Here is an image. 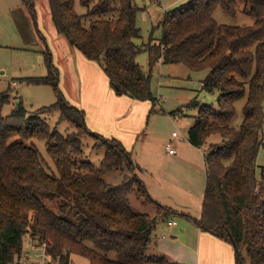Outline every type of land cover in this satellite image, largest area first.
I'll return each mask as SVG.
<instances>
[{
	"label": "trees",
	"instance_id": "trees-1",
	"mask_svg": "<svg viewBox=\"0 0 264 264\" xmlns=\"http://www.w3.org/2000/svg\"><path fill=\"white\" fill-rule=\"evenodd\" d=\"M22 1L36 18L33 1ZM79 1L84 13L77 11V0H49L58 32L101 65L117 94L149 100L154 111L151 72L136 59L144 47L136 42L141 37L136 1ZM240 2L251 6L252 25L214 18L218 7L236 17ZM146 46L151 67L162 59L208 70L202 89L218 94L217 107L197 99L186 104L198 108L188 132L191 144L202 147L213 133L223 138L205 155L201 218L154 198L124 144L88 128L85 111L65 98L48 53V74L27 80L54 87L55 103L30 114L20 100L5 116L10 89L0 92V264L15 263L28 234L46 241L61 264H71L75 254L89 264H184L159 252L155 238L158 222L174 214L194 218L202 231L233 244L237 264H264V165L258 164L264 143V0L188 1L165 13L161 38L151 36ZM245 96L237 129L228 121ZM54 111L75 130L64 134L52 128L41 115ZM85 134L96 138L95 149L104 150L99 166L79 159ZM32 138L47 141L58 174L49 172L39 149L26 142Z\"/></svg>",
	"mask_w": 264,
	"mask_h": 264
},
{
	"label": "rangeland",
	"instance_id": "rangeland-1",
	"mask_svg": "<svg viewBox=\"0 0 264 264\" xmlns=\"http://www.w3.org/2000/svg\"><path fill=\"white\" fill-rule=\"evenodd\" d=\"M32 1L36 18H33L28 7V13L31 17L30 30L28 31L22 22L24 34L22 28L17 29L8 11H0V92L9 86L12 87V89L9 88L10 102L4 104L2 108V113L5 116L11 114L20 100L23 101L30 114L57 101L54 87L27 80L28 77L48 74V53L53 56H51L52 62L58 68L60 66L65 74L64 88L69 98L81 102L80 79L77 81V73L74 67L76 60L74 57L77 50L70 45L63 34L58 32L54 25L49 0ZM135 1L139 7L137 25L141 29V37L137 38L136 42L144 46L136 59L145 71L151 72V89L157 100L154 111L152 110L153 103L151 102L150 105L147 116V122H149L147 135H145L146 128L141 133L145 137L139 135L138 141H135V146H131L129 150L132 158L139 163L145 172L139 167V173L151 186L154 194L161 196V198L157 197L160 198V202L173 206L179 211L189 212L193 217L200 219L206 187L207 164L205 155L213 150L214 144L222 143L223 138L220 133H213L208 137L202 149L199 150L192 146L188 141V132L196 121L198 108H189L186 107V104L197 99L202 104H212L217 107L218 94L210 95L202 89V81L208 75V70L193 71L183 63H164L162 59L151 67L150 53L146 46L151 36L155 40L161 38L165 13L191 0ZM250 8V5L240 2L236 17L229 16L221 7L215 9L213 16L222 24L248 26L254 23V18L249 14ZM76 9L79 13H84L87 10L79 0L76 2ZM14 77H21L20 79H22L17 80L18 85L16 87L11 84ZM64 96L67 99L65 93ZM246 101L247 96L235 102L236 114L228 121L230 126L237 129L241 127ZM41 116L52 128H57L64 134L75 130L72 124L61 118L59 111ZM86 121L88 120L86 119ZM86 123L89 128V123ZM174 131L183 137L182 140L175 142L178 156L183 157L180 161L166 157L170 153L167 152L165 146ZM82 139L83 152L79 159L90 161L99 166L104 156V150L94 148L96 138L93 135H82ZM26 142L39 149L47 162L48 171L58 174L54 161L47 152V141L32 138ZM258 164L264 165V143L258 156ZM172 217L177 220V226H168L166 220L157 224L156 241L159 242L160 237L165 234L166 243L174 242L169 247L161 249L165 250L167 255L173 259L178 256L184 258L181 260L184 264H202V259L198 261L194 258V262H192L196 253L198 256L197 233L200 230L199 225L194 218L184 214H174ZM41 244L42 241L39 239H33L29 234L26 235L23 243L24 250L14 264H38L36 261L40 258L36 255L37 252L34 251V248H39ZM231 245L233 250L224 252L217 245L203 242L202 251L204 252L207 248L211 250V253L216 257L214 264H237L236 250L234 245ZM23 258L28 260L22 261ZM49 259V264L61 263L58 257L54 258L50 255ZM71 264H89V261L75 254L72 256Z\"/></svg>",
	"mask_w": 264,
	"mask_h": 264
},
{
	"label": "crops",
	"instance_id": "crops-1",
	"mask_svg": "<svg viewBox=\"0 0 264 264\" xmlns=\"http://www.w3.org/2000/svg\"><path fill=\"white\" fill-rule=\"evenodd\" d=\"M0 11H8L11 14L15 26H17V29H23V34L24 28L22 26V22L27 27L28 31L30 30L31 17L28 13V7L25 6L22 0H0ZM39 50L42 51L41 49ZM76 50L77 53L74 57L76 59L74 67L77 73V81H79L80 79L81 102L80 100H71V98H69L64 88V83L66 79L65 74L63 73L61 67L58 65L59 68H57L59 70L60 86L62 90L64 91L68 101L71 104L73 103V105L79 108L82 107L84 109L86 119L88 120L86 122L89 123V128L92 129L91 131L98 132L104 137L116 138L120 140L124 144V146L129 150L131 146H135V141H138L139 135H141L142 131H144L146 128L147 129L145 135H147V130H149V122H147V116L149 113L151 101L137 100L127 94H117L116 91L112 88L110 80L101 65L97 61L90 60L85 57L84 54L78 49ZM20 78L21 77L13 78L11 82L13 87H16L18 85V79L22 80ZM9 88L12 89V87L9 86L3 91L8 90ZM16 92L19 95L18 90ZM153 106L154 105H152V108ZM145 135L141 136L145 137ZM191 145L194 146L193 144ZM194 147L200 150L203 146ZM166 157L174 161H180L181 159H183V157L178 156V153L173 155L169 154L168 156L166 155ZM135 162L137 163V161ZM137 165L140 167L139 163H137ZM139 175L143 178L141 173H139ZM143 180L145 181L144 178ZM145 183L151 195L158 201H161L159 200L161 196H157L156 194H154L151 186L148 185L146 181ZM180 211L185 212L183 210ZM170 221L176 222L174 224H170ZM167 224L168 226L174 227L178 225V222L173 217H171L167 220ZM154 233L157 236V229ZM165 238V234L160 237V241L157 242V248L159 249V251L167 255V252H165V250H162L161 248L165 249L174 242L166 243ZM197 240L198 256L196 253L197 258L194 256L192 262H194L195 258V260L198 259V261L202 259V264H214L216 257L211 253V250L209 248L205 249L204 252L202 251L203 242L213 244L214 246L217 245L224 252H231L233 250V247L229 241L220 239L219 237L213 235L210 232L202 231L201 228L200 230H198ZM176 259L180 262H182L181 260H184V258L180 256H178Z\"/></svg>",
	"mask_w": 264,
	"mask_h": 264
},
{
	"label": "built area",
	"instance_id": "built-area-1",
	"mask_svg": "<svg viewBox=\"0 0 264 264\" xmlns=\"http://www.w3.org/2000/svg\"><path fill=\"white\" fill-rule=\"evenodd\" d=\"M183 137L182 135H179L178 132L174 131L172 133V137L168 140L167 144H166V150L168 153L170 154H176L177 153V149H176V146H175V142L177 140H182ZM176 221H170L169 223L170 224H174ZM48 244L46 241L42 242L41 246L39 248H34V251L37 252V256H39V260H37L36 262H38V264H49L50 262V259H49V256L50 254H48V248H47ZM60 258V257H58ZM28 260L27 258H23L22 261H26ZM21 261V262H22ZM61 261V260H60ZM61 264V263H60Z\"/></svg>",
	"mask_w": 264,
	"mask_h": 264
},
{
	"label": "water",
	"instance_id": "water-1",
	"mask_svg": "<svg viewBox=\"0 0 264 264\" xmlns=\"http://www.w3.org/2000/svg\"><path fill=\"white\" fill-rule=\"evenodd\" d=\"M236 249V248H235ZM237 250V249H236Z\"/></svg>",
	"mask_w": 264,
	"mask_h": 264
}]
</instances>
